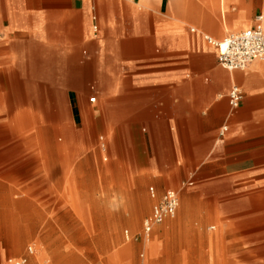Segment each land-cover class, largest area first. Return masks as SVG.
Here are the masks:
<instances>
[{
	"label": "crops",
	"instance_id": "obj_1",
	"mask_svg": "<svg viewBox=\"0 0 264 264\" xmlns=\"http://www.w3.org/2000/svg\"><path fill=\"white\" fill-rule=\"evenodd\" d=\"M258 16L264 28V0H0V128L11 135L0 137V176H39L40 144L47 167H61L71 139L57 142L58 114L76 124L93 113L80 142L107 135L114 176H125L117 162L126 161L150 196H219L241 226L254 210L253 239L263 241L264 60L230 71L205 40L253 29ZM32 114L42 139L14 132Z\"/></svg>",
	"mask_w": 264,
	"mask_h": 264
},
{
	"label": "rangeland",
	"instance_id": "obj_2",
	"mask_svg": "<svg viewBox=\"0 0 264 264\" xmlns=\"http://www.w3.org/2000/svg\"><path fill=\"white\" fill-rule=\"evenodd\" d=\"M57 119V142L72 140L64 146L62 166L49 169L40 144L39 176H0V264L21 258L28 264H264V240L253 239L254 210L247 211L251 224L241 226L222 208L224 198L192 189H179L176 216L154 227L146 249L143 224L156 203L149 187L142 188L130 175L126 161L117 162L125 176H114L110 143L102 145L107 135L92 133L88 143L80 142L81 124H91L93 113L77 117L76 124L70 111ZM31 120L20 116L16 135L47 136L42 117L32 114ZM0 137L11 135L0 128ZM144 203L145 211L140 208ZM20 230L30 237L22 247L14 244Z\"/></svg>",
	"mask_w": 264,
	"mask_h": 264
},
{
	"label": "built area",
	"instance_id": "obj_3",
	"mask_svg": "<svg viewBox=\"0 0 264 264\" xmlns=\"http://www.w3.org/2000/svg\"><path fill=\"white\" fill-rule=\"evenodd\" d=\"M263 17L258 16L256 19L257 25L250 30L230 33L222 40H214L205 36L208 44L217 49L219 64L230 71H244L248 66L255 62L264 60V28L262 25ZM97 30V27H94ZM243 100V93L237 87H234L229 94V103L232 109H237ZM227 127H223V132ZM193 181H188L183 184V187H192ZM151 197L156 199V204L153 207L151 215L144 221V234L146 239L154 230V227L162 224L167 219H173L179 207V196L175 191H170L164 194L161 198L157 197L154 190L151 191ZM125 238L130 240V234L125 231ZM30 254H33V249H29ZM6 264H28L27 258L8 259Z\"/></svg>",
	"mask_w": 264,
	"mask_h": 264
},
{
	"label": "bare ground",
	"instance_id": "obj_4",
	"mask_svg": "<svg viewBox=\"0 0 264 264\" xmlns=\"http://www.w3.org/2000/svg\"><path fill=\"white\" fill-rule=\"evenodd\" d=\"M147 208V207H146ZM144 209V208H143ZM28 222V221H27ZM25 228V227H24ZM212 229H214V228H212ZM29 230V229H28ZM28 240H30V237H29V235H27V234H25V232L24 231H18V232H16V235H14V244L16 245V246H18V247H22L24 244H26V242L28 241ZM144 242L145 243H151V242H153L152 240H151V238L150 239H145L144 240ZM40 247V246H39ZM149 247V246H148ZM154 247V246H153ZM37 248V247H36ZM37 250H39V249H37Z\"/></svg>",
	"mask_w": 264,
	"mask_h": 264
}]
</instances>
